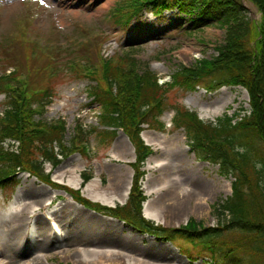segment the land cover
Here are the masks:
<instances>
[{
	"label": "rangeland",
	"instance_id": "rangeland-1",
	"mask_svg": "<svg viewBox=\"0 0 264 264\" xmlns=\"http://www.w3.org/2000/svg\"><path fill=\"white\" fill-rule=\"evenodd\" d=\"M118 1L128 0H0V72L16 68L20 74L27 75L26 66L31 65L34 71L29 74V88H55L56 94L46 112L35 118L47 122L63 119L67 144L77 135L76 126L79 123L86 132L98 123L99 108L90 103L87 93L91 79L83 77L80 68L89 63L98 68L101 59H111L114 55L127 52L140 62L139 71L148 65L161 82L168 80L181 64L192 65L200 58L215 56L217 46L224 41L225 29L220 24L192 30L188 17L177 9L159 15L143 10L127 24L118 22L120 14L112 10ZM246 5L248 10H253L248 12L249 16L259 17V12L251 3ZM41 47L46 49L38 50ZM25 54L29 55V59L24 58ZM52 54L60 63L49 66L48 63L54 62ZM70 62L74 66L69 68ZM68 69H74V73ZM167 98L196 110L204 120L213 121L224 114H237L234 118L237 120L251 110L248 93L240 86H223L213 92L201 88L193 92L173 89L167 93ZM4 100V94H0V112L6 108ZM172 115L168 102L160 118L170 124ZM171 132L164 136L162 157L158 159L161 164L159 170L167 175L164 181L168 186L160 196H164L163 199L166 196L169 201H158L153 218L165 223L173 218L176 222L187 218L190 213L203 227L216 228L229 224V213H224L217 221L212 202L215 199L222 201L230 195L233 178L219 176L216 164L200 162L190 150L183 148L184 134L181 129ZM93 138L92 133L83 136L84 142L89 139L90 148L98 144ZM99 147L105 153L107 146L99 144ZM80 156L78 152L74 153L55 168L45 163L44 171L50 172L54 181L71 183L76 176L75 168L84 166ZM17 173L15 178L19 179V184L14 191L10 187L0 189L1 264H81L73 258H79V252L89 250L86 246L82 248V243L105 242L121 246L129 243L133 248L141 245L131 240L135 234L119 232L111 227L112 223H104L90 212L81 211L70 203L69 195L61 189L42 183L26 172ZM170 174L179 186L168 179ZM177 187L184 189L186 199L184 196L173 198ZM60 193L68 202L64 200L58 204ZM172 212L180 215L173 216ZM146 214L151 216L149 211ZM181 222L176 224L179 226ZM240 230L235 222V225L211 232L216 236L208 234L200 240L235 244L243 242L238 236ZM171 242L185 251V258L160 242L145 241L154 253L145 251L162 258L171 256L166 259L174 264L208 263L201 259L192 263L189 261L198 254L202 256L201 245L193 244L197 240L176 237ZM245 257L252 258L249 252ZM236 262V255L230 254L226 260L221 258L220 264Z\"/></svg>",
	"mask_w": 264,
	"mask_h": 264
},
{
	"label": "trees",
	"instance_id": "trees-1",
	"mask_svg": "<svg viewBox=\"0 0 264 264\" xmlns=\"http://www.w3.org/2000/svg\"><path fill=\"white\" fill-rule=\"evenodd\" d=\"M247 1L260 12L258 20L249 16L241 0H128L119 3L116 8V13L120 14L118 22L127 24L143 9L155 14L177 9L188 16L191 29L220 24L225 29L224 41L217 46L215 56L198 59L192 65H179L171 74L170 81L163 85L158 84L156 74L147 67L139 72L136 61L128 53L104 60L97 71L96 83L88 87V94L93 103L99 105V123L121 127L128 135L135 146L137 162L150 151L140 138V124L147 123L150 128L162 129L164 124L159 116L169 102L174 110L172 123L176 128L182 127L195 157L216 164L219 175L233 178L230 197L218 204L214 211L218 217L227 211L230 222L240 226L242 236L249 242L224 243L227 247L225 255L237 249L242 253H237L236 264H264V0ZM223 85L241 86L248 93L251 111L234 123L233 115H224L215 121L203 120L196 111L167 98V93L173 89L185 92L202 87L214 91ZM53 89L29 88L25 81L20 80L16 69L0 72V94H4L6 104L0 113V187L13 188L18 183L13 175L17 171H25L42 182L64 189L86 207L127 219L135 215L140 217L141 201L145 197L138 185L142 175L139 170L129 196L135 215H128L130 210L122 215L124 206L109 208L91 202L79 190L54 183L49 173L43 171V163L50 162L56 166L61 161L59 155L65 157L74 150L83 151L75 140L70 145L64 144L63 121L48 123L35 118L45 110ZM78 133L82 138V128H78ZM102 133L105 138H112L115 130H98L99 135ZM82 176L85 181L90 174L83 172ZM138 220L133 223L168 239L185 237L200 240L202 236L212 234L209 232L218 230L202 228L192 219L175 229L154 225L142 217ZM250 232L252 237L245 235ZM193 244L201 245L200 253L205 255L209 252L213 261L226 259L222 245L214 248L211 242L197 241ZM248 251L254 260L244 257Z\"/></svg>",
	"mask_w": 264,
	"mask_h": 264
},
{
	"label": "crops",
	"instance_id": "crops-1",
	"mask_svg": "<svg viewBox=\"0 0 264 264\" xmlns=\"http://www.w3.org/2000/svg\"><path fill=\"white\" fill-rule=\"evenodd\" d=\"M145 135L150 136L151 138L154 136L153 133L151 132H145ZM107 153L121 160H132L134 156L129 142L122 135H119L117 137V139L112 144V146L107 151ZM103 167L108 173V184L104 186L101 184L99 179H93L89 181L84 187V190H83L84 193L88 197L92 199L100 200L102 202L112 203L114 202V200L123 201L125 197V190L127 188L128 180L130 177V169L124 164L112 162L108 159L104 160ZM170 177H173V176L170 174ZM165 178H167V175L165 174V172L159 171V173H157V175L155 176L154 181L157 182V184H160L163 182V180H165ZM71 181L72 182L70 184L76 186L79 183V178L75 176V178ZM183 190L184 189H181V187H177L175 198L183 197L184 196ZM153 206H154V203L149 202L147 210L150 213L153 212L152 210ZM69 207H72V205H70ZM79 209L81 211H84L81 208ZM97 218L100 220H103L102 218H99V217ZM105 221H108V220H105ZM108 222L114 224V222L112 221H108ZM176 223H179V221L174 222L173 219H169V222H168L169 225H176ZM115 225H119V224L116 223ZM150 242H154V241L150 240ZM84 259L91 260L88 262V264H120V262L122 261L120 255L110 250H101V251H96V252L90 251L88 252L86 256H84Z\"/></svg>",
	"mask_w": 264,
	"mask_h": 264
},
{
	"label": "bare ground",
	"instance_id": "bare-ground-1",
	"mask_svg": "<svg viewBox=\"0 0 264 264\" xmlns=\"http://www.w3.org/2000/svg\"><path fill=\"white\" fill-rule=\"evenodd\" d=\"M224 105H225V104H224ZM224 105H223V106H224ZM181 198H182V197H181ZM181 200H182V199H181ZM1 262H3V261H1Z\"/></svg>",
	"mask_w": 264,
	"mask_h": 264
}]
</instances>
